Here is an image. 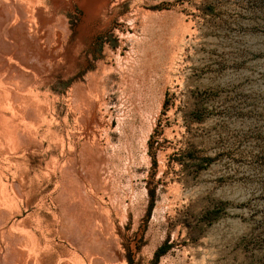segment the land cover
Returning <instances> with one entry per match:
<instances>
[{"label":"rangeland","instance_id":"rangeland-1","mask_svg":"<svg viewBox=\"0 0 264 264\" xmlns=\"http://www.w3.org/2000/svg\"><path fill=\"white\" fill-rule=\"evenodd\" d=\"M0 264H264V0H0Z\"/></svg>","mask_w":264,"mask_h":264},{"label":"trees","instance_id":"trees-1","mask_svg":"<svg viewBox=\"0 0 264 264\" xmlns=\"http://www.w3.org/2000/svg\"><path fill=\"white\" fill-rule=\"evenodd\" d=\"M162 250H163L162 247H160V248L157 250V254H159Z\"/></svg>","mask_w":264,"mask_h":264}]
</instances>
